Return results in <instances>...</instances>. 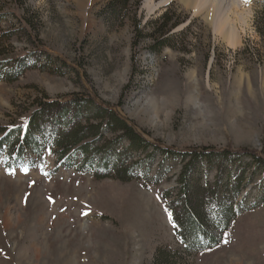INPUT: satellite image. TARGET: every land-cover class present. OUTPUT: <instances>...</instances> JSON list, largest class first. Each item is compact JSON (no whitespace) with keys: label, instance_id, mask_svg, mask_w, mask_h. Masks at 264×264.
I'll list each match as a JSON object with an SVG mask.
<instances>
[{"label":"rangeland","instance_id":"1","mask_svg":"<svg viewBox=\"0 0 264 264\" xmlns=\"http://www.w3.org/2000/svg\"><path fill=\"white\" fill-rule=\"evenodd\" d=\"M110 1L0 0V60L7 55L24 67L12 82L0 78V126L24 121L43 96L80 93L113 107L161 148L242 149L263 157L264 40L252 21L264 0L205 6L130 0L113 22ZM166 10L184 19L169 33L173 47L154 53L146 37L134 44V21L147 35ZM228 26L235 30L232 42L224 33ZM68 108L73 122L94 123L93 107ZM48 113L43 135L34 134L41 153L27 150L8 169L0 152V264H153L160 248L179 253L186 264H264V178L248 158L193 166V179L219 184L217 220L209 229L213 242L200 239L184 252L168 210L176 200L178 161L150 146L127 153V142L113 144L115 135L106 131L91 141L98 150L87 157L74 150L60 160L51 139L62 128V111ZM114 149L126 152L130 174L145 177L147 186L95 177L109 173L100 165L112 161ZM235 178L238 191L228 194L224 185ZM57 216L64 221L50 229L47 222Z\"/></svg>","mask_w":264,"mask_h":264},{"label":"trees","instance_id":"2","mask_svg":"<svg viewBox=\"0 0 264 264\" xmlns=\"http://www.w3.org/2000/svg\"><path fill=\"white\" fill-rule=\"evenodd\" d=\"M130 0H111L107 4L109 10V17L111 21L119 20L123 17V12L129 6ZM138 4V3H137ZM136 4V5H137ZM184 19L180 18L175 11H165L156 20L150 22L151 31L145 35L140 28V22L134 21V44L138 43L143 38L152 40L150 51L159 53L164 47H173L170 42L171 31L183 24ZM253 24L256 33L264 40V8L253 19ZM29 27L28 23H26ZM188 27V26H187ZM185 27V29L187 28ZM30 28V27H29ZM5 36L0 34V42H3ZM9 35L6 36L8 39ZM6 39V40H7ZM41 53L40 51L34 54ZM0 55H4L0 53ZM20 59H8L7 55L3 56L0 60V78L5 82H12L17 79L21 74L23 65ZM68 105L76 107L91 106L95 115L92 118L93 124L89 123V119L81 123L80 120L76 123L73 122V117L69 119L67 115L70 113ZM58 109L62 111L61 121L57 126H61V130L54 133L51 139V145L56 149L59 159L62 160L67 154L72 153L74 150L80 151L82 155L88 156L91 151L90 144L98 141L103 132L106 131L114 134V142L119 143L125 141L128 144L127 153L137 151H146L150 146L153 152H157L165 159L177 160L181 165V170L176 178L178 188L174 190L176 200L169 202L168 210L171 214L172 222L175 225L174 231L177 241L184 247V252L196 247L194 244L200 239H205L208 242H213L209 229L215 227L214 224L216 214V193L219 184H213V187L204 180L200 182L198 179H193L190 171L193 166L199 161H214L220 157L223 161L230 163L239 162L244 157L248 158L249 162L255 169L260 171L261 178H264V156L259 153L247 152L244 150L231 151L230 148L224 150H216L213 148H193L182 151H173L170 148L160 147L159 143H148L133 128L128 125L124 119L120 118L118 114L112 110L113 107L104 104L96 103L94 97L72 93L55 100L47 99L43 96L42 100L35 102V110L31 115L23 119L20 123L10 124L9 126H0V152L4 150L6 157V167L12 169L16 166V161H20L27 150L42 151V144L36 141L34 134L43 135L41 124L46 122L48 112ZM77 116V115H76ZM78 118V117H76ZM56 124V119L54 120ZM92 141V142H91ZM91 142V143H90ZM115 150V149H114ZM112 151L110 156V163L103 162L100 166L104 170L109 169L106 175L96 174L95 177L99 180L102 178L115 179L120 182L137 181L142 185L147 186L149 183L145 177L133 176L130 174L129 167L126 165L127 155L126 152ZM232 178V174L228 175ZM239 181L231 182L227 180L224 187L228 194H236L238 191ZM156 186V183L153 184ZM163 199L169 200L171 193L164 191ZM226 212V211H225ZM221 223V221H220ZM219 224V223H218ZM153 264H186L182 256L177 252H172L166 248L157 250Z\"/></svg>","mask_w":264,"mask_h":264},{"label":"bare ground","instance_id":"3","mask_svg":"<svg viewBox=\"0 0 264 264\" xmlns=\"http://www.w3.org/2000/svg\"><path fill=\"white\" fill-rule=\"evenodd\" d=\"M188 1H191V0H188ZM149 2V1H148ZM147 2V3H148ZM198 2L201 4V6H205V5H208V4H211V3H213V2H215L214 0H198ZM220 5V4H219ZM220 8V7H219ZM218 9V8H217ZM216 9V10H217ZM218 12V11H217ZM217 24V23H216ZM216 27H217V25H216ZM225 36H226V39L227 40H229L230 42H232L233 41V39H234V37H235V30L232 28V27H230V26H228V27H226V30H225ZM12 216V215H11ZM49 216V215H48ZM48 216H47V218H48ZM50 216H52V215H50ZM49 216V217H50ZM17 217V216H16ZM58 217V216H57ZM46 218V219H47ZM52 218V217H51ZM55 218V217H54ZM11 220V219H10ZM61 220H63L62 219V217H58V219L57 220H55V219H51V221L49 220H46V221H48L47 223V225H49V227H50V229H52L53 227H55V225H57V224H59V222L61 221ZM64 221V220H63ZM9 222V221H8ZM54 223H55V225H54ZM46 225V224H45ZM60 226V225H59ZM46 227V226H45ZM48 227V228H49ZM57 228V227H56ZM37 248V247H36ZM39 248V247H38ZM37 250V249H36ZM39 250V249H38ZM64 255V253L62 254L61 253V259H65L66 258V256H63ZM38 257V256H37ZM38 259V258H37Z\"/></svg>","mask_w":264,"mask_h":264},{"label":"snow or ice","instance_id":"4","mask_svg":"<svg viewBox=\"0 0 264 264\" xmlns=\"http://www.w3.org/2000/svg\"><path fill=\"white\" fill-rule=\"evenodd\" d=\"M243 2H244V3H248L249 0H243ZM169 215H171V214L169 213ZM174 227H175V225H174Z\"/></svg>","mask_w":264,"mask_h":264}]
</instances>
